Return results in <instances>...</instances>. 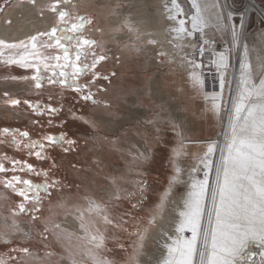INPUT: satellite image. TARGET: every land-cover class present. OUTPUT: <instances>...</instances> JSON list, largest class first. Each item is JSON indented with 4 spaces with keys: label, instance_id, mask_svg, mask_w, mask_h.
Returning <instances> with one entry per match:
<instances>
[{
    "label": "rangeland",
    "instance_id": "obj_1",
    "mask_svg": "<svg viewBox=\"0 0 264 264\" xmlns=\"http://www.w3.org/2000/svg\"><path fill=\"white\" fill-rule=\"evenodd\" d=\"M160 2L169 45L192 71L160 53L153 66L141 54L125 0H0V24L12 26L10 16L24 6L37 22L31 35L0 40V264H136L140 257L151 264L147 255L158 248L145 247L143 237L171 187L183 199L187 175L207 186L193 264H209L225 181L219 157L264 101V16L248 12L236 45L201 11L205 0L197 10L192 0ZM252 2L264 12V0ZM204 46L214 53L196 59ZM193 59L211 69L210 81ZM161 76L168 89L159 97L150 86ZM111 184L117 196H109ZM69 217L81 232L65 226ZM263 255L264 246L251 243L234 261L258 264Z\"/></svg>",
    "mask_w": 264,
    "mask_h": 264
},
{
    "label": "bare ground",
    "instance_id": "obj_2",
    "mask_svg": "<svg viewBox=\"0 0 264 264\" xmlns=\"http://www.w3.org/2000/svg\"><path fill=\"white\" fill-rule=\"evenodd\" d=\"M192 1L193 6L197 10L196 1L198 0ZM247 1L250 4L248 12L258 10L259 13H262L256 8L252 0ZM125 2L132 7V11L130 12L132 16L129 17V21H131L133 31L136 30V33L140 36L138 41L142 45L138 50L141 54L146 59H149L153 66L156 63L158 53H160L166 57L165 61L167 63L172 61L178 64V68L184 67V69L192 71L189 69L190 64H188V60H184L183 57L176 59L175 51L177 50H172L170 46L171 42L169 43L168 40L169 34L163 21V11L158 7L161 4L160 0H125ZM152 4L158 7L155 8L156 12L154 13L149 12L150 8L148 9ZM33 9L32 7L24 6L12 14L10 16L13 20L12 26H5V21H2L3 23L1 22L0 24V40H18L31 35L34 32L33 24L37 23ZM111 20L110 24H121V19L111 18ZM38 26L40 27L41 24ZM109 36L111 41L120 39V37L117 38L118 35L116 36L115 33H110ZM146 42L155 44V48L148 47L145 44ZM188 49H190L189 46L186 52ZM210 49L204 46L200 50L209 51ZM227 62L228 57H226ZM152 64H149L148 67H151ZM197 64H199L198 68L200 69L201 64L198 61ZM202 77L204 78V76ZM262 82H264V78ZM262 82L259 88L264 93V83ZM150 87L153 93L159 97L167 94L168 84H166V80L162 76L152 81ZM109 129L114 131L112 127ZM237 131L235 132L236 139L231 152L224 156L220 155L218 160V166L222 161L225 163V181L223 182V191L220 196L222 202L219 205V220L215 221L213 227L214 234L212 237L214 245L210 251L212 257L209 264H235L234 260L244 254L249 244L253 243L264 246V101L255 104L248 121L243 123ZM221 147L223 148V144H221ZM177 163L179 165V162ZM175 174L171 179L173 183L181 179V174L179 173L178 175V171ZM182 181L184 188H186L183 199L181 198V201L177 199L174 192L175 187H171L163 199L162 205L159 206L161 212L158 216L152 218L153 225L147 228L143 237L145 247L148 244H152L158 248L154 253L155 255H153L154 257L152 255L149 257V253L147 255V260L151 264H193L195 253L194 237L197 234V226L202 214L201 207L204 204L207 186H199L195 179H192L189 175L185 176ZM107 192L110 197L118 195L112 184ZM91 202L93 206H96L94 200H91ZM210 212L211 206L209 207V213H207L204 242L200 254L205 249L204 243H206V234L209 231L211 221ZM79 214L81 215V213ZM65 226L71 230L82 231L80 221L72 217L68 218ZM186 230L192 234L187 239L183 237ZM139 259H141V262L138 261L136 264H147L144 262L146 259L143 260L142 257Z\"/></svg>",
    "mask_w": 264,
    "mask_h": 264
},
{
    "label": "snow or ice",
    "instance_id": "obj_3",
    "mask_svg": "<svg viewBox=\"0 0 264 264\" xmlns=\"http://www.w3.org/2000/svg\"><path fill=\"white\" fill-rule=\"evenodd\" d=\"M197 8L199 9L198 3ZM201 11L210 12V18L220 27L230 32L234 44L239 45L242 43L244 28L249 14L247 10H238L233 4H229L228 0H205V7ZM261 15L264 16V12ZM237 19L239 20V25L235 23ZM248 99L251 98L249 97ZM258 264H264V260H261Z\"/></svg>",
    "mask_w": 264,
    "mask_h": 264
},
{
    "label": "built area",
    "instance_id": "obj_4",
    "mask_svg": "<svg viewBox=\"0 0 264 264\" xmlns=\"http://www.w3.org/2000/svg\"><path fill=\"white\" fill-rule=\"evenodd\" d=\"M199 52H200L199 55H197V57H196V59H199V60H202L204 57L207 56V53H209V51H201V50H199ZM196 59H194V60H196ZM199 63L201 64V67H200V69L198 68V70H199L198 72H201L202 76H204V78L206 80L210 81L212 79V76H213L211 69L208 68V70H205V68H203L202 63L200 61H199Z\"/></svg>",
    "mask_w": 264,
    "mask_h": 264
}]
</instances>
